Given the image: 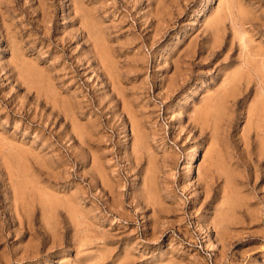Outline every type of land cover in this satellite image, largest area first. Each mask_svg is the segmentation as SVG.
<instances>
[{
    "label": "rangeland",
    "instance_id": "obj_1",
    "mask_svg": "<svg viewBox=\"0 0 264 264\" xmlns=\"http://www.w3.org/2000/svg\"><path fill=\"white\" fill-rule=\"evenodd\" d=\"M0 264H264V0H0Z\"/></svg>",
    "mask_w": 264,
    "mask_h": 264
},
{
    "label": "bare ground",
    "instance_id": "obj_2",
    "mask_svg": "<svg viewBox=\"0 0 264 264\" xmlns=\"http://www.w3.org/2000/svg\"><path fill=\"white\" fill-rule=\"evenodd\" d=\"M231 98V97H230ZM192 159V158H191ZM190 164V163H189Z\"/></svg>",
    "mask_w": 264,
    "mask_h": 264
}]
</instances>
